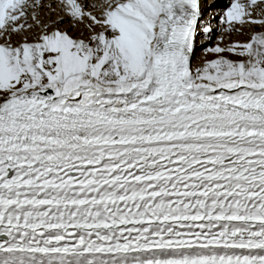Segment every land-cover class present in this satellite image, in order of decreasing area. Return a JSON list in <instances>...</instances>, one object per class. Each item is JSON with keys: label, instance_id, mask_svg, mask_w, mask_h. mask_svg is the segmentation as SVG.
Wrapping results in <instances>:
<instances>
[{"label": "snow or ice", "instance_id": "obj_1", "mask_svg": "<svg viewBox=\"0 0 264 264\" xmlns=\"http://www.w3.org/2000/svg\"><path fill=\"white\" fill-rule=\"evenodd\" d=\"M58 3L0 0V264H264V0L198 65L206 0Z\"/></svg>", "mask_w": 264, "mask_h": 264}, {"label": "rangeland", "instance_id": "obj_2", "mask_svg": "<svg viewBox=\"0 0 264 264\" xmlns=\"http://www.w3.org/2000/svg\"><path fill=\"white\" fill-rule=\"evenodd\" d=\"M52 5L55 7L54 3ZM38 16H41L42 19L46 20L47 23L52 22L54 20V18H53L54 12H53L52 8H49L47 6L39 10ZM55 21H57L56 18H55ZM30 24H32V27L28 29L29 36H30V38H35L41 27L38 24H35L34 21H31ZM59 27L61 30H67L70 35H74L76 37H81V34H83V38L86 39L88 37V35L90 34L88 29L83 24H77L75 27H73L72 22H69V23L61 24V26L59 25ZM215 27H218V31H217L218 33H216L214 35L212 42L214 41V39H217V38L219 39V35H220V28H221L220 23L216 22V24H215L213 22L212 28L215 29ZM251 31H252V29H244L245 35L232 34L231 37H228L226 35L225 39L222 42L225 45H228V44L232 43L233 41H246L249 38L248 34ZM15 39H18V37H14V40ZM0 42H2V41H0ZM201 56L202 55L200 54V52H196V54L194 55L192 63L196 64L199 61V58Z\"/></svg>", "mask_w": 264, "mask_h": 264}, {"label": "bare ground", "instance_id": "obj_3", "mask_svg": "<svg viewBox=\"0 0 264 264\" xmlns=\"http://www.w3.org/2000/svg\"><path fill=\"white\" fill-rule=\"evenodd\" d=\"M53 2H55V0L44 1V3H45L46 5H47V4H53ZM87 2H90V0H87ZM227 2H228V0H222V1H218V2L216 1L215 3L212 4V5H213V9H214V10H219L220 8H223V7L227 4ZM205 8H207V6H206ZM207 9H209V8H207ZM209 10H210V11H213L212 9H209ZM53 12H54V14H55V13H56V9H55V11H53ZM206 12H207V10H206ZM55 15H56V14H55ZM38 18H39V20H40V22H41L42 24H51L53 21H55L56 16H54V17H53L54 20H53L52 22H49V23H47L46 20H43L41 16H38ZM63 19H64V21H66V22H60V23H59L60 26H61V24L69 23L68 18H63ZM59 20H60V19H59ZM31 21H32V20L29 19L28 22L30 23ZM216 21L219 22V19H218V18H217V19H212V22H216ZM39 26H40V25H39ZM40 27H41V26H40ZM70 27H71V26H70ZM42 31H43V29H42V27H41L40 30L38 31L36 37L39 36V35L42 33ZM217 31H218V27H216L215 29H213V35H212V39H211V40H206V39H205V41H203V42H204L203 44H201L199 47L195 48V53H194V55L196 54V52H200V54H201L202 56L199 58V61H198L196 64H193V65H198V64L202 63V62L205 61V60H210V59L215 58L213 54H211V53H206V52L204 51V49L207 48V47H209V46H215V45H216V43L218 42V38H217V39H214L213 42H212V40H213L214 35H215L216 33H218ZM198 38H199V39H202V38H204V37H203V35L201 34ZM221 46H226V45H225L223 42H221ZM232 58H235V57H232Z\"/></svg>", "mask_w": 264, "mask_h": 264}]
</instances>
